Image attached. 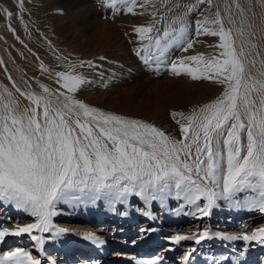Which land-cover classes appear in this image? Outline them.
<instances>
[{"label":"snow or ice","instance_id":"1","mask_svg":"<svg viewBox=\"0 0 264 264\" xmlns=\"http://www.w3.org/2000/svg\"><path fill=\"white\" fill-rule=\"evenodd\" d=\"M205 2L211 4L212 0H199V4ZM106 4L113 8L123 4L129 13L137 6L145 7L138 0H106ZM199 4L187 5L184 15L173 20L179 28L168 25L162 35H151L155 23L135 27L139 40L147 41L136 49V54L144 53L141 58L159 68L171 47L179 46L183 51L192 48L194 41L189 39L186 17L197 11ZM19 10L25 11L23 0ZM5 11L8 17L13 15ZM195 35L218 36V47L222 49L219 56L183 57L171 62L170 71L193 80H213L224 86V91L190 114L173 113L174 118L179 116L185 121L177 120L182 134L179 139L154 124L105 112L75 99L74 94L91 83L76 68L98 67L91 60H81L79 65L69 61L68 70L56 71L60 88L55 93L43 85L47 95L22 93L30 101L22 111H17L12 100L0 102V205L34 218L33 222H17L12 227L0 225V242L27 234L43 246L45 237L34 233L54 230L59 236L67 232L53 223L62 204L95 205L105 201L115 211L117 203L128 204L133 197L147 205L158 201L162 206L174 198L184 202L176 210L177 216L207 217L219 200H225L264 214V80L246 76L243 48L237 51L231 29L224 27L219 11L211 18L196 20ZM57 59L68 61V57ZM8 95L11 97V93ZM243 192L251 194L236 201V194ZM185 206L195 210L182 213ZM143 215L153 216L151 211H143ZM213 235L220 234L203 230L177 233L168 239L175 245L183 241L200 244ZM86 239L104 243L91 233ZM224 239L264 244V227ZM190 256L188 253L183 257L185 264ZM160 260V256H153L139 264H160ZM0 264H41V260L17 247L0 254Z\"/></svg>","mask_w":264,"mask_h":264},{"label":"rangeland","instance_id":"2","mask_svg":"<svg viewBox=\"0 0 264 264\" xmlns=\"http://www.w3.org/2000/svg\"><path fill=\"white\" fill-rule=\"evenodd\" d=\"M33 2L31 32L35 43L39 44L36 46L38 56L33 63L32 92L36 95H47L43 92L42 85L47 86L52 93L60 88L56 83L55 72L68 70L66 64L69 61L79 65L81 60H91L98 67L88 68L85 65L76 68L91 83L82 86L74 94L75 99L105 112L154 124L167 135L179 139L182 134L177 120L180 117L174 118L173 113L187 115L198 110L219 97L224 86L213 80H193L187 75L176 76L170 71V64L180 58L198 54L205 57L219 56L222 49L218 47V36L195 35V21L203 16L211 18L217 11L224 27L231 29L237 51L243 48L241 59L245 64L246 76L250 74L253 79L264 80V75H261L264 72V64L261 63L264 61V0H212L211 4H199V0H151V3L148 0H138V4H144L145 7L137 6L133 13L127 12L123 4H117L116 8L109 7L106 0ZM177 4L180 7H176ZM189 4H199L198 10L186 17L189 39L194 41L193 47L187 51L179 46L171 47L159 68L154 62L146 63L141 58L144 53L138 56L136 49L147 41H140L134 28L155 23L151 33L153 36L157 32L162 35L168 25L178 29L179 24H173V20L184 15ZM153 12H156L155 16L152 15ZM57 57H68V61ZM101 57L104 59L101 60ZM51 98L55 99V96ZM60 99L62 101L63 97ZM250 194L238 193L235 200L243 201ZM167 202L168 210L174 215L184 203L183 200L174 198ZM217 203L218 207L207 217L182 215L184 220L176 222L172 217L162 216L158 201L147 205L138 197L130 198L125 205L117 203L115 211L105 201H98L95 205L62 204L58 205L60 214L53 217V223L58 228L68 230L58 237L72 238V243L76 246L72 250H75L76 257L71 254V250L70 253L68 250L61 252L56 248L54 230L43 234L34 233L45 237L43 246L38 245L27 234L7 237L4 242H0V254L19 247L31 252L41 260V264H50L53 260L55 264H80L81 261L89 259L92 261L89 264H139L138 260L153 256L161 257L160 264H185L183 257L188 253L191 256L187 264H194V261L196 264H237L236 261L239 264H259L258 261L264 264V244L224 239L227 235H240L245 231L251 232L264 227V214L245 209L246 213L241 214L248 218L237 216L231 219L228 216L231 209L244 208L235 207L234 203L225 200ZM93 210H102L101 216L105 220L96 221ZM194 210L190 206L182 209L183 213ZM87 211H91L88 212L90 215ZM125 211L128 215H121ZM143 211H151L153 216H144ZM218 213L220 216H217ZM84 217L88 219H81ZM228 219L231 220L227 221ZM33 221L34 218L27 213L8 205H0V225L4 227H12L17 222ZM87 230L100 240L106 241V248L101 250L103 253L97 249H83L90 246L85 244L83 236L75 232L84 233ZM203 230L220 235H213L200 244L183 241L180 245H175L168 239L177 233L191 234ZM118 252H123L125 256L118 258Z\"/></svg>","mask_w":264,"mask_h":264},{"label":"bare ground","instance_id":"3","mask_svg":"<svg viewBox=\"0 0 264 264\" xmlns=\"http://www.w3.org/2000/svg\"><path fill=\"white\" fill-rule=\"evenodd\" d=\"M23 2H24L25 11L23 13H20L19 10L20 0H11V1L0 0V61H2V63H0V102H8L9 100L14 101L17 111H22L25 107L30 106V101L27 99V95H22V93L24 94L33 93L32 92L33 80H34L33 63L35 61L36 56H38L36 52V46H39V44L35 43L36 42L35 37L31 32L30 17L31 15L33 16L34 2L33 0H23ZM5 10L11 11L13 15L11 17H8L7 12ZM21 15L23 17L22 20L20 18ZM17 89H19L20 91H17ZM8 93H11V97H9ZM167 203L168 202H166L163 206L160 204V208L162 210L161 212L162 216H165L166 218L172 217L173 221L175 222L176 220L178 221H180L181 219L184 220V218H182L183 214L179 216L172 214L167 208ZM245 209L246 208H244L243 210L231 209L229 211L228 216H231L229 217L231 219L237 216L247 217L246 215L241 214V213H246ZM20 211L23 212L22 210ZM88 212L91 211H87L86 213L88 214ZM101 212L102 210L100 212H97L96 210L92 212L93 214L94 213L96 214V219H97L96 221L103 220L105 218L101 216ZM217 216H220V213H218ZM81 219L86 220L88 219V217H84ZM92 219L94 220V217ZM231 219H228L227 221H230ZM111 221L114 222L116 220H111ZM75 233H78L80 236H83L85 244H88L90 246V247H85L83 249L89 250L92 248L99 250L98 252H101V250H103V248L106 246L105 240L103 244H100L98 242H93L92 240L86 239V234L90 233L88 232V230L85 231L84 233H82L81 231H76ZM55 236L57 239V242L55 243L56 248H59L61 252L68 250L70 253L71 250L72 252L71 254H73L74 257H76L74 254L75 250H72L73 247L74 248L76 247L72 243V238L71 237L60 238L57 235ZM146 246H149V244H146ZM122 256H125V254H123V252H118L117 257L119 258ZM140 261L141 260H138L137 263H139ZM232 261L234 263V260ZM90 262H92L91 259L86 261H81L80 264H84V263L89 264ZM258 262L259 264H261V261ZM194 264H196V261H194Z\"/></svg>","mask_w":264,"mask_h":264}]
</instances>
